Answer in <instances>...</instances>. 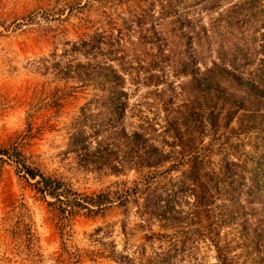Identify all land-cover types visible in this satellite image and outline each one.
I'll list each match as a JSON object with an SVG mask.
<instances>
[{"label":"rangeland","instance_id":"rangeland-1","mask_svg":"<svg viewBox=\"0 0 264 264\" xmlns=\"http://www.w3.org/2000/svg\"><path fill=\"white\" fill-rule=\"evenodd\" d=\"M165 4L0 0V144L17 145L29 165L82 194L117 190L122 196L128 190L124 196H130L137 181L145 179L154 186L171 176L176 182L175 170L191 164L192 151L178 153L177 147L163 144L171 162L144 168L137 163L141 146L129 144L115 129L123 125L131 133L144 127L150 132L147 139L159 141L143 122H160L171 110L179 116L202 101L203 91L171 68L170 56L184 52L180 41L168 37ZM95 32L107 40L104 56L121 59L113 66L123 62L120 66L131 71L144 69L160 76L147 84L125 76L120 86L126 92V111L113 123L99 115L102 109L94 102L102 93L99 87L107 84H95L84 68L73 75L70 67L76 60L87 62L73 43ZM195 50L199 68L214 58L202 47ZM82 108L89 114L83 146L71 136V124ZM242 122L239 116L232 125ZM208 134L193 136H201L206 145ZM223 141L228 145L218 148L235 156L264 151V129L227 134ZM220 157L216 149L211 160ZM114 164L125 167L118 170ZM239 169L208 178L207 195L201 199L192 196L188 183L181 192L172 185L171 212L165 219L141 216V198L120 207L114 203L95 215L82 210L68 219L59 212L60 202L44 199L32 189L33 181L11 163L0 162V264H264V186L240 177Z\"/></svg>","mask_w":264,"mask_h":264},{"label":"trees","instance_id":"trees-1","mask_svg":"<svg viewBox=\"0 0 264 264\" xmlns=\"http://www.w3.org/2000/svg\"><path fill=\"white\" fill-rule=\"evenodd\" d=\"M163 7L165 15H168V37L180 41L184 52L181 56H170V60L175 62L171 61V68L175 69L177 75L188 76L189 82L203 91L202 101L196 108L192 106L178 112L179 116L170 114L171 110L160 122H143L155 136L161 137L159 141L147 139L145 136L150 132H146L144 127L131 133L126 132L123 125L115 129L127 137L129 144L141 146L140 162L137 163L144 168H158L171 162L169 153L160 147L163 144L177 147L178 153L192 151L191 164L184 170H175L179 173L176 182L171 181V176L162 177L165 181L154 186L145 179L137 181L129 189L130 196H124L128 190H124L122 196L117 190L82 194L65 189L59 179L29 165L17 145L0 144V162L11 163L26 180L33 181L29 182L32 189L44 199L50 197L60 202L59 212L68 219L82 210L87 215H95L114 203L119 207L124 206L131 198L137 201L142 199L143 207L139 206L141 216L165 219L171 212L168 205L172 185L177 184L175 189L181 192L183 185L188 183L192 186V196L205 198L207 190H204V186L208 178L218 176L222 171L225 175L237 168H240V177H247L264 186L263 150L243 151L242 155L235 156L231 152L226 153L224 148H218L228 145L223 141L227 134L237 136L264 129V0H166ZM106 41L103 33L95 32L74 42L73 48L81 51L87 62L84 64L76 60L70 67L73 68V75L82 73L84 68L90 71L89 78L95 80V84L101 81L107 84V87H99L102 93L94 102L102 109L99 115L108 116V121L113 123L115 119H121L126 111V92L120 86L125 82V76L136 84H147L155 78L159 81L160 76L144 69L131 71L129 66H120L123 62L116 68L113 61L121 59L118 60L116 54L104 56ZM196 46L206 49L210 55L214 53L210 64H204L203 68H199ZM195 109L198 112L195 113ZM86 111L87 108H82L71 124L72 139L81 146L86 140L85 128L89 120ZM239 116H242L243 122L233 126L232 122H238ZM188 119H193V122ZM207 130L209 140L205 145L201 136ZM195 133L201 136L197 139L193 136ZM214 145L221 155L217 161L211 160L216 150ZM124 167V164L112 166L118 170ZM260 193L264 195V188ZM218 258L220 260V256ZM221 264H224L223 260Z\"/></svg>","mask_w":264,"mask_h":264}]
</instances>
